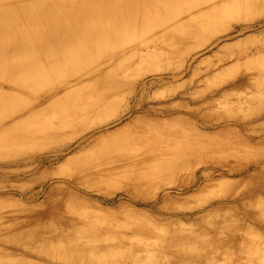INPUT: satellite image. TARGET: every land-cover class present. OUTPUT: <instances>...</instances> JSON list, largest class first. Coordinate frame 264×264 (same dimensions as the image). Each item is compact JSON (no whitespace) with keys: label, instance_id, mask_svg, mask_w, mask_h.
Returning a JSON list of instances; mask_svg holds the SVG:
<instances>
[{"label":"rangeland","instance_id":"obj_1","mask_svg":"<svg viewBox=\"0 0 264 264\" xmlns=\"http://www.w3.org/2000/svg\"><path fill=\"white\" fill-rule=\"evenodd\" d=\"M195 1L0 0V63L46 72L0 91V264H264V6L175 42ZM79 27L96 46L48 64ZM100 61L137 84L124 114L52 132Z\"/></svg>","mask_w":264,"mask_h":264},{"label":"bare ground","instance_id":"obj_2","mask_svg":"<svg viewBox=\"0 0 264 264\" xmlns=\"http://www.w3.org/2000/svg\"><path fill=\"white\" fill-rule=\"evenodd\" d=\"M121 1L131 3L138 0H120V2ZM260 6H264V0H196L184 11L175 14L174 17L169 19L164 25H162V27H172L175 24L183 22V20L187 18V21H185L183 24H187L188 28L179 35L175 36V42L186 41L201 34L203 31L205 32L206 29L210 28L216 22H219L228 14L250 11L253 8ZM183 13L185 14L181 15ZM122 19H125V17ZM124 24L126 23L122 21L120 23V27H123ZM81 28L78 31L69 30L60 32L51 38L49 42L50 46L53 48L58 47L62 53L56 55L51 53V56H46L45 60L48 64H55V60L61 58L77 59V57H79L78 55H75L76 53H79V47L76 46L77 44H81L85 50L96 46L97 41H94L93 39L100 33L92 28L94 30H92L91 33L86 36L84 32L86 31V28ZM105 34L106 33L103 35ZM40 58L41 57L39 55H31L29 60H25L16 64H4V62L0 63V70H2L0 71V91L4 89L3 87L5 85H8V87H10L11 91L13 92H23L25 89H29L31 85L42 79L46 72L41 71L42 68L38 66L40 64ZM79 77L81 82H87V84L81 85L75 89L78 93L74 115H71L69 119L62 121L58 127L52 130V132H55V130H59L61 128L73 126H81V132L85 131L92 126L90 121L94 117L99 118V123H107L110 120H113L116 117H120L124 114L123 112L115 114L110 120L107 116V112H110L116 108L117 102L120 101L123 95L122 91L125 88L129 87L132 88V90L128 93L129 95L127 97H123L126 99H134L135 97V90L137 86L135 81H133L125 71L118 73L104 71L101 61L92 65ZM135 108L136 105H129L126 107L124 112L132 111ZM15 114L16 113L13 115ZM13 115L10 114L6 117H12ZM3 123L4 122L1 121L0 126ZM129 142V138L119 137L112 141L107 150L110 149L109 151L123 152L128 146ZM135 152H133L134 154L132 155L128 153V156H137L141 151ZM103 164L104 162H99L97 165H93L88 160L80 161L73 164L74 168L71 170V172H82L84 169L89 170L96 166L101 168L99 166ZM107 172L108 169L102 168L103 175H106Z\"/></svg>","mask_w":264,"mask_h":264}]
</instances>
